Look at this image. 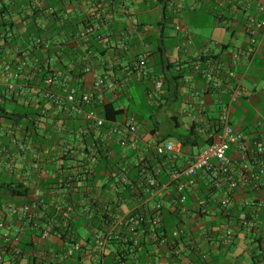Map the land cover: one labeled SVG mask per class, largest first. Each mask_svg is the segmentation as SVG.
Instances as JSON below:
<instances>
[{
	"label": "built area",
	"instance_id": "obj_1",
	"mask_svg": "<svg viewBox=\"0 0 264 264\" xmlns=\"http://www.w3.org/2000/svg\"><path fill=\"white\" fill-rule=\"evenodd\" d=\"M228 3L233 7L232 10L244 16L245 30L250 41V49L244 52V56L251 62L263 45L264 3L260 0H229ZM169 6L174 13L181 14L182 9L176 0H172ZM227 13L226 10H217L216 15L222 24L231 28L233 20L227 18ZM176 29L182 31L179 25ZM97 32V27L89 23L79 34L77 41L88 43ZM122 37L125 41L128 39L126 32ZM65 39L64 43L68 41ZM49 44L46 42L44 48ZM186 46H193L190 37L187 38ZM123 47L125 50L129 49L126 42ZM92 55V51L86 52L89 61L93 58ZM238 55L234 59L235 65L239 64ZM208 56V51L197 54L195 69L206 78L214 91L227 92L229 101L222 107L207 147L198 156H188L183 165H180L181 158L185 155L180 141L146 143L150 148V154L141 162L143 172L140 178L145 182L140 185L144 194L135 189L136 196L130 199L133 207L129 209H124L123 206L129 200L121 199L123 205L115 215L111 211V203L100 196V191H88L87 198L81 202L80 214H85L86 219L92 221L94 211L97 208L101 209L100 203L108 202L107 218H102L100 227L88 229L90 234L88 239L77 240L72 237L54 244L56 247L49 249L50 261L46 264L67 262L108 264L111 258L117 264H127V261H139L140 254L136 251H143L141 243L150 244L152 247L146 253L149 260L162 257L167 261L174 259L176 261L174 264H193L191 256L195 254L197 247L202 248L199 257L207 264L213 255L220 254V249L231 251L239 244H245L249 247L250 264H254V261L257 264H264V146L258 143L256 146L253 145L244 134L233 127V106L248 93L240 83H232L233 72H227L224 67L220 69L216 65L204 67V61ZM148 58L149 53L143 52L134 63V69L141 77L148 75L146 68ZM32 59L31 65L25 55L23 56V51L17 50L15 81L6 86L5 92L19 97L26 96L32 86L30 81L35 80L37 85L36 77L39 73L45 72L44 86L36 102L46 101L47 107L42 110L43 115H47L52 109L54 115L63 114L67 121L81 120L85 126L80 129L77 139L81 140L92 130L99 140L87 146H83L82 143L66 145V142H63L60 156L70 157L71 154L73 156L72 164L69 166L71 169L68 171L71 176L67 178L69 185L70 182L77 181V178H83L79 177L80 173L93 171L99 161L98 147L110 148L117 138L122 145L128 144L129 138L143 141V133L135 119L127 118L124 122H112L101 116L96 109H88L90 105L95 107L106 102V89L109 91L116 89L118 83L110 75H98L88 61L82 69V74L93 73L94 83L91 89L82 90L72 85V68L63 73L49 60L42 62L38 58ZM155 87L157 91L162 90L163 82H156ZM14 142L19 151L24 153L25 144L18 139ZM233 149H236L238 158L231 155ZM51 153L48 152V155ZM122 157L124 161L118 166V181L124 189L123 185L132 184L129 177V160L125 155ZM169 162L175 169H168L170 182L162 184L164 167ZM153 163H156V166L150 169ZM59 192L63 193L62 190ZM62 197L64 199L67 195ZM190 197H194L196 203L192 209L186 205ZM166 203L170 204L169 209L177 216L178 221L177 225L168 231H164L162 226V212ZM75 210L69 203L66 210L61 212L66 217H71L76 214ZM60 214L58 212L57 216H53L49 213L45 194L39 185L34 188L29 203L21 206L10 205L3 212L0 210V228L8 224V219L19 226L13 234L1 237L0 261L4 260L7 252L11 255L22 253L15 245L25 236L24 225L34 223L39 239L47 243L55 228L67 226V223L59 222ZM194 217L203 222L199 231H194L189 224ZM117 241H123L120 248L114 246Z\"/></svg>",
	"mask_w": 264,
	"mask_h": 264
},
{
	"label": "crops",
	"instance_id": "obj_2",
	"mask_svg": "<svg viewBox=\"0 0 264 264\" xmlns=\"http://www.w3.org/2000/svg\"><path fill=\"white\" fill-rule=\"evenodd\" d=\"M171 1L60 0L54 7L49 5L50 0H30V3H34L37 8L45 9L43 16L36 19V23L46 30V39H49V47H45L44 51L66 41L64 33L58 35L51 27L49 19L51 12L60 9L59 7L65 10L64 14L68 19L84 18L88 23L95 24L98 31L104 34L103 37L107 38L102 43L105 45L104 54L94 56L89 61L84 57L88 51L84 43L75 40L68 44L83 53V57L91 63L95 73L110 75L117 81L115 90L106 89V102H112L115 107L126 110L125 118L135 119L143 136L149 133L161 141L175 140L183 144L185 155L181 158L180 165H183L188 156H198L207 147L222 107L229 101L227 92L214 91L206 78L196 71L194 66L196 56L203 51L209 53L204 67L216 65L220 69L224 67L227 72H233L232 83H240L248 93L233 106V127L244 134L253 145L256 146L258 143L264 146V40L259 51L249 62L244 56V52L250 49L244 16L232 10L229 0H176L182 9L179 15L171 10L169 6ZM260 1L264 3V0ZM217 10L228 11L227 18L233 20L231 28L222 24L216 15ZM30 13V8L23 6L20 12L13 14L16 36L14 42L10 35L8 41L4 40L6 37L0 36V104L8 108H15L24 102V97L10 95L5 90L9 83L15 81L17 50L23 51L28 45L29 27L34 24ZM178 25L182 27V31L176 29ZM112 28L120 31H113ZM125 32L128 37L126 40L129 44L128 50L123 47L126 42L124 39L117 40V37ZM188 37L193 40V46H186ZM143 52L149 53L147 77H141L134 69L137 56ZM237 54L240 55L239 64L235 65L234 59ZM25 58L29 64H33L32 58L26 55ZM43 58L49 60L56 69L59 68L54 56L44 55ZM159 81L163 82V89L157 91L155 83ZM32 82L27 97L32 103H36L40 95L37 87H34L35 82ZM93 83V73L85 74L80 82V89L89 90ZM140 90L144 91L149 104L155 106L153 124L146 122L144 115L137 109L135 96ZM2 114L0 113V116ZM82 125L85 126L83 122ZM15 132L11 124L0 120V181L9 182L14 177L16 180L31 182L34 178L30 176L29 169L36 166V159L19 151L14 141L22 138L15 136L17 134ZM143 141L129 138L128 144L122 145V154L129 158L130 165L141 163L145 156H149L150 148ZM113 146L114 142L110 147ZM128 148L133 151L131 157L125 152ZM194 149H199L200 152L195 154ZM235 150L233 149L231 155L238 158ZM51 155H48L46 162L37 163L43 167L39 172L42 177L47 174L50 163L59 164L55 158H50ZM26 167L29 168L27 171ZM34 185L33 182L29 184L31 194ZM38 185L39 183L36 184ZM103 186L104 183L97 189L102 197L116 199L117 195L124 191L122 187L113 184L106 190ZM2 196L10 197L0 191V198ZM13 199L17 201L18 196ZM23 204L25 202L18 206ZM195 204L194 197H190L186 205L192 209ZM169 205L166 203L168 209ZM0 206L3 212L10 204L1 201ZM123 206L124 209H129L133 207V203L127 201ZM189 224L194 231H199L203 222L194 217ZM18 228L16 222L8 219V224L0 228V238L13 234ZM84 232L86 236L83 235V239L90 238L88 230ZM38 240L41 241L39 238H35L34 241L37 243ZM51 244H57L56 240H52ZM248 252L247 245L239 244L231 251L227 250L216 256L214 264H247ZM153 259L156 264L167 262L162 257ZM10 260L7 256L5 264H11ZM191 260L193 264L198 262L195 255L191 256Z\"/></svg>",
	"mask_w": 264,
	"mask_h": 264
},
{
	"label": "trees",
	"instance_id": "obj_3",
	"mask_svg": "<svg viewBox=\"0 0 264 264\" xmlns=\"http://www.w3.org/2000/svg\"><path fill=\"white\" fill-rule=\"evenodd\" d=\"M5 1L7 2L4 3ZM58 1L60 0H50L49 5L54 7ZM23 6L30 8V15L34 20V24L32 23V25L29 27V38L28 40L26 39L28 45L23 49V56L26 55L29 58H38L42 62L46 60L43 58L44 55H47V57L54 56L56 58L57 65L59 66L58 71L65 73L68 72L69 68H72V85L80 88V82L84 76L82 74V69L88 61L85 60L86 56H84L85 58L83 57V53L76 51V48L72 47L68 43L75 42L79 34H81V32L90 22L88 23V21H85L84 18L79 20L68 19L64 14L65 10L61 7H59L60 9L54 10L49 16L51 27L58 32V35L60 33H64L69 41L67 43H61L57 46H52L44 51V44L48 42L49 39H46V30H43L42 27L36 23V19H38L40 16H43L45 9L40 7L37 8L34 3H30V0H1L0 36L6 37L4 40L8 41V36L10 35L9 37H11V40H13V42L15 41L16 36L14 31L15 24L13 21V14L20 12L21 7ZM112 30L120 31L116 30V28H112ZM103 36L104 34L101 31H98L97 34L89 39L88 43H84L88 47V51L93 52L92 57L104 54L103 50H105V45L102 43L107 38H104ZM118 37L117 40L124 39L122 35L119 38ZM41 41H44V43L42 44ZM126 44H128L127 41ZM15 70L16 66L14 68V71ZM45 76L46 73L42 72L36 77V81L38 83L37 85L39 86L36 89L38 90L39 94L42 92L41 90L44 86L43 81ZM31 83L33 82L30 81V84ZM37 85L34 87H37ZM91 106L92 105H90L88 109H96L100 115L105 117L108 121L124 122L128 118H125V114L127 113L126 110L115 107L114 103L112 102H103L101 104L95 105V107ZM46 107V101L32 103L26 95L24 96V102L15 108H8L5 105L0 104V113H3L0 116V120H4L11 124L13 129L16 131L15 133H17L15 136L22 138L21 141L26 146L24 154L36 159V166L33 169H29L27 167L25 168L26 171L29 169L31 173L30 176L34 178L31 182L35 183L34 187H36V184L39 183L40 188L45 194L46 202L49 206V213L53 216H57L58 212L61 213L59 215V222L67 223V226L64 228H55L51 232L49 241L47 243L39 240L36 243L34 240L35 238H39V235L37 234L38 231L35 228L34 223L24 225L25 236L19 244L15 245L21 250L22 253L20 255H11L7 252L5 254L4 260L0 261V264H5V258L7 256L10 257L11 260L9 263L11 264H46L50 261L49 249L56 247L55 245L51 244L52 240H56V242L59 243L60 241L71 239L72 237H75L77 240L83 239V232L85 230L100 227L101 225L99 223L101 222L102 218H107L106 209L109 207L108 202H110V205H112L111 211L116 215L118 209L123 205L121 199L125 198L126 200L130 201V199L136 196L134 194L135 189L141 191V194H144L143 189L140 188V185L145 184L144 180L140 179L143 172L142 165L141 163L133 165L129 164V177L132 185H123L124 191L118 194L116 199L104 196L105 201L108 202L100 203L101 209L97 208L96 211H94V219L92 221L87 220L85 214H80L82 208L81 202L87 198L86 194L88 191H97V189L103 183L104 190L112 186V184L116 185L117 187H122L121 183L118 181V166L119 163L124 161L121 151L122 144L120 142L118 143V140L114 139L113 147L107 149L98 147L99 149L97 154H99V161L96 167L93 168V171L91 170L90 173H80L79 177L83 176V178H77V181L70 182L69 185L67 178L71 176L68 171L71 169L69 166L72 164L73 156L72 154L70 157L60 156V148L63 142L65 141L66 145L82 143V145L84 144L83 146H87L91 143H97L99 140H97L96 136H94V132L92 130H90L87 135H84L81 140L77 139L80 129L83 128L82 121L78 119H69L67 121L63 114L54 115L52 109L47 112V115H43L42 110ZM152 131L153 130H151V132ZM153 139H155V141L162 142L156 137L151 136L149 133L143 137V140L146 143L153 141ZM48 152H52L50 158H55L59 164L55 165L54 163H50L47 169V174L42 177L40 176L41 173L39 172L43 167L37 163L39 161H46L48 159ZM86 152H88L87 149ZM127 159L129 160L128 157ZM155 166L156 163H153L150 166V169H153ZM168 169L173 170L175 167L170 162L165 164L164 173L162 174V184H168L170 182L168 178ZM31 182L29 180L26 182L23 180H16L14 177L9 182H1V193L10 196L9 198L2 196L0 198L1 201L16 206L23 202H25V204L29 203L31 200L30 195H32L31 189L29 187ZM61 190L63 191L62 194L59 192ZM16 195L18 196V200L14 201L13 198H15ZM62 195H67V197L63 199ZM69 203L75 207L76 214L71 217H66L62 212L66 210ZM1 207L2 206H0V209ZM162 213V226L164 231H168L171 229V227L177 225V216L173 213V211L165 206V209ZM122 245L123 241H117L114 243L116 248H120ZM141 246L143 251H136L138 254H140L139 261H127V264H156L153 258L151 260L147 258L146 253L152 248L150 244L141 243ZM259 247L263 248L262 246ZM201 250V247H197L195 254H193V256L195 255L198 259L196 264H206L199 257ZM219 251L220 254L224 252L222 249ZM216 256L218 255H213L207 264H214V259ZM175 262L176 261L172 259L165 263L174 264ZM250 263L251 261H249L247 264ZM64 264L78 263L67 262ZM108 264L117 263L113 258H111L108 260ZM254 264L257 263L254 261Z\"/></svg>",
	"mask_w": 264,
	"mask_h": 264
},
{
	"label": "rangeland",
	"instance_id": "obj_4",
	"mask_svg": "<svg viewBox=\"0 0 264 264\" xmlns=\"http://www.w3.org/2000/svg\"><path fill=\"white\" fill-rule=\"evenodd\" d=\"M135 103L137 105V109L139 110V112H141L144 115V119L146 122H148L149 124H153V116L155 114V106L149 104V101L147 99V97L144 95V91L140 90L138 93H136L135 96ZM126 154L131 157L133 154V151L128 148L125 150ZM195 154H198L200 152L199 149H194L193 151ZM84 237L86 236V233L83 232Z\"/></svg>",
	"mask_w": 264,
	"mask_h": 264
}]
</instances>
